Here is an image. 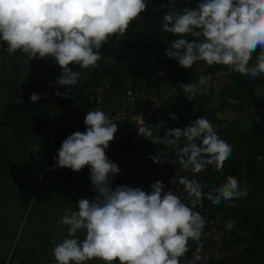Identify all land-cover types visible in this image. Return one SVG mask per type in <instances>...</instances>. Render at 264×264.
I'll return each instance as SVG.
<instances>
[{"label":"clouds","instance_id":"clouds-1","mask_svg":"<svg viewBox=\"0 0 264 264\" xmlns=\"http://www.w3.org/2000/svg\"><path fill=\"white\" fill-rule=\"evenodd\" d=\"M163 7L169 11L163 16L162 29L178 37L166 47L165 57L175 59L184 69L204 61L208 66H227L253 80L264 76V0H198L195 7L182 11L169 0ZM146 9V0H0V41L6 43L10 55L19 50L31 59H50L59 65L61 72L54 84L70 87L54 94L68 98L81 78V72L70 65L97 68L109 38L123 36ZM211 81L209 73L201 74L196 83H185V97L191 102L202 88L215 87ZM171 91L175 93L176 88ZM215 91L219 93V87ZM42 98L46 97L30 95L32 102ZM111 117L100 109L88 111L85 131L68 135L53 158V170L67 167L79 172L89 166L95 194L79 198L77 210L67 209L57 221L67 226V236L54 243L55 264H88L97 259L104 264H207L209 257L201 253L203 240L210 235L206 224L213 221L195 211L196 207H202L205 198L215 205L245 198L248 189L228 176L223 184L204 192L196 179L180 176L179 184L188 197L185 203L172 188L165 191L161 180L151 183L150 191L127 184L113 188L121 168L106 155L118 131ZM169 118L179 119L175 112ZM137 131L155 145L174 148L181 168L193 174L209 165L222 170L234 150L203 116L183 128H167L163 137L154 135L146 124ZM149 159L157 164L177 162L158 153ZM256 160L264 161V156L257 155ZM225 227L231 231L234 221H227ZM80 230L85 233L83 240L77 237ZM189 241L197 245L191 259L186 258Z\"/></svg>","mask_w":264,"mask_h":264},{"label":"trees","instance_id":"trees-1","mask_svg":"<svg viewBox=\"0 0 264 264\" xmlns=\"http://www.w3.org/2000/svg\"><path fill=\"white\" fill-rule=\"evenodd\" d=\"M168 2L169 0H146L148 9L142 13V16L132 22L123 36L110 37L108 42L102 47L101 59L98 61L97 68L80 69L79 65H70L73 71L78 70L81 72V78L72 87V94L68 98L54 94L57 90L65 92L70 87L68 85L59 86L54 84L61 72L59 65L50 59H40L41 61L36 62V58L31 59L27 54L19 50L12 54L16 56L17 62L22 61L28 69L35 64L37 76L35 78L33 76L30 77V84L34 85L35 88L39 87L40 92L38 94L42 97V90L47 96H50L36 102H32L30 96H24L23 92H25L26 88H17L16 86L20 69H22L17 68L15 74L9 77V82L13 87L16 86L18 90L13 94L12 98L8 96L6 99L4 108L0 113V126L10 129L19 143H25L30 140L37 141L36 138H42L43 135L48 134V144L44 149V153H46V156L52 153L57 155V150L68 135L78 130L83 132L86 129L85 127H80V125H69L61 129L57 124L58 122H55L59 116L65 118L74 116L75 122L78 123L85 118L88 111L100 109L110 113L111 111L118 112L123 110L126 116L123 118L122 125L120 123L117 125L118 130L122 126H130V129L128 128L123 134H117V140L114 144L121 149L112 151L111 158H118L119 156L120 163L126 168L129 167L132 173L135 176L137 175V178L133 175H118L116 183L117 185L139 186L138 184L146 180V177L142 175L141 170L139 172L136 171V163L133 161L135 158L137 161H141L143 155L138 152L137 148L133 147L129 140L131 128L134 126L133 121H131L132 115L140 114L143 117L144 124L152 127L154 135H159L160 137L164 136L166 129L169 127L183 128L192 120L203 116L213 123V127L219 136L231 143L234 149L231 156L225 161L222 170H215L214 165H209L206 170L209 172L217 171L216 173H220L225 181L228 176L236 177L240 182V187L248 189V194L245 197L246 203L259 202L264 204V161L257 162L256 160L257 155L264 156V116L260 120H254L256 116L247 109L251 106H258L259 110L262 109L264 111V76L253 80L247 76H241L227 66H208L204 61L197 62L191 69H184L179 66L178 61L175 59L165 57L164 51L166 47H170L172 42L178 38L162 29L163 16L169 11L163 5ZM172 2L176 4L177 10L182 11L184 7H195L198 0H172ZM186 38L192 39L190 36ZM5 49L1 48V52L5 55L9 54ZM257 54L258 52L253 53L252 60L249 62L250 65L255 63ZM25 58L28 61L24 62ZM219 72H222L225 83L220 88L219 93H217L214 81ZM209 73L212 74L211 84L215 87L209 88L207 91L202 88L190 102L185 97L183 85L185 83H196L201 74L206 76ZM145 74L154 77L157 82L152 95L159 97V103L144 97L142 93L141 80ZM163 76H171L175 81L176 92L172 93L169 89L170 93L167 100H163L164 95L157 91L158 83L161 82ZM128 79L130 83L128 89L137 93L136 99L131 98V91H127L130 97L125 94L119 95L122 81ZM1 81L0 79V83L3 84V81ZM50 82L52 83L50 84ZM103 82L106 84L103 85ZM47 85H49L50 90ZM4 86L6 87V85ZM36 91L33 90V92L37 93ZM213 97H215V103L211 100ZM231 100L235 103H232ZM46 102L49 105H46ZM215 104L216 106L214 107ZM196 106H198V109L193 114ZM69 108L72 110L71 113L67 110ZM218 111H228L229 114L235 113L237 117L231 120H221L215 116ZM170 112H175L179 119L177 121L171 120L169 118ZM125 122H127L126 125L124 124ZM53 132L54 138L51 146L50 142ZM181 141H184L183 138ZM146 143L150 149L149 152L154 154L160 151V154L169 155V158L172 152L174 156L170 159L179 162L174 148L163 144L155 145L150 140H147ZM197 143H199V140ZM50 146L53 147L52 152ZM21 153L11 154L4 146L0 145V180L9 175L7 180L13 178L16 181V177L13 174L20 173L19 169H15V165ZM177 162L175 165L165 162V165L169 169L174 170ZM54 163L53 161L47 162L44 167L43 162V174L40 184H45L44 180H49V177L56 178L58 181L49 190L56 192L60 185L59 181L62 182L65 175L58 168L52 169ZM66 169L68 168L66 167ZM129 179L131 181L134 180V182H128ZM46 186L49 188L48 184ZM65 187L66 192L70 196L73 193H79L77 190L73 192L72 189H77V184L71 181H66ZM80 192L81 198H92L95 195L94 192L90 193L84 190H80ZM75 209L77 210V208ZM251 210V208H245L244 211L243 205L240 203L229 206L226 218L227 221H234L232 231L240 228L258 230V233L263 235L264 215L253 214L254 212ZM262 212L264 213V210ZM206 229L207 227H205V231L210 233L208 236L210 238L211 231ZM77 234L84 238L85 233L83 230L78 231ZM261 240L260 244L262 246L258 249L261 256L255 263L264 264V236ZM16 250L19 252L18 249ZM16 250L12 251L9 261L16 253ZM194 250L195 247L191 248L186 253V257L193 253ZM20 261L23 264L25 261L24 257H21ZM35 263H37V260H35ZM116 264H118V261Z\"/></svg>","mask_w":264,"mask_h":264},{"label":"rangeland","instance_id":"rangeland-1","mask_svg":"<svg viewBox=\"0 0 264 264\" xmlns=\"http://www.w3.org/2000/svg\"><path fill=\"white\" fill-rule=\"evenodd\" d=\"M6 47V43L0 41V79L3 81V84L0 83V113L4 108L8 96L12 98L13 94L18 90L16 86L17 88H26L25 92H23L24 96H30L33 90H37V93L40 92L39 87L37 86L35 88L29 81L31 76L34 78L37 76L35 64L31 66L32 69H28L22 61H16L15 55L3 54L1 48ZM25 61H28V59L25 58L24 62ZM39 61L41 60L36 58V62ZM17 68L22 69H20L21 71L18 75L19 79H17L16 86L13 87L9 82V77L15 74ZM156 83L154 77L145 74L141 80V89L143 90L142 93L144 97L159 103V97L152 95L153 91H155ZM214 83L219 89L224 85L225 79L222 72L217 73ZM36 84L38 83L36 82ZM102 84L104 85L106 83L103 82ZM158 84L157 91H159L161 95H164L163 100H167L170 90H172L175 85L174 78L171 76H163L161 82ZM4 85H6V87ZM129 85V79L122 81V88L119 91V95L125 94L128 96L127 91H131V96L134 97L133 99H136L138 95L136 92L128 89ZM42 93L43 97L44 94L46 98L50 96H47L43 90ZM214 99L215 97L211 100L214 102ZM43 101L45 100L43 99ZM231 102L235 103L232 100ZM45 104L47 105L48 103L46 102ZM215 106L216 104L214 107ZM197 107L198 106L194 108L193 114L196 113ZM247 109L256 116L254 120H260L264 116V111L262 109L259 110L258 106H251ZM67 110H69V113L72 112L70 108ZM112 112H115V114ZM109 114L117 125L119 123L122 125L123 118L126 116L123 110H119L118 112L111 111ZM215 116L221 120H231L237 117L235 113L229 114L228 111H218ZM131 121H133L134 126L131 128L129 140L133 147L137 148L138 152H141L143 155L141 161H137L136 158L133 161L136 163V171L139 172L141 170L143 173L142 175L146 177V180L138 184L139 186L134 185L133 187H141L142 189L150 191L149 185L156 180H161L166 185L165 191L172 188L177 195L181 196L185 203H188V197L184 191L183 185L179 184L180 176L196 179L204 186V192H208L212 188L218 187L225 182L222 175L216 173L217 171L209 172L205 170L199 174H193L190 170L181 168L179 162H177V166L174 170L166 167V163H154L153 160L149 159V156H154L156 153L160 154V151L154 154L149 152L150 149L146 143L147 139L139 136L137 131V127L144 124L143 117L140 114H133ZM55 122H58L57 124L61 129L69 125H80V127L86 128L84 118L77 123L74 120V116L71 118L59 116ZM149 122L151 123V121ZM124 124L126 125L127 122ZM128 128L130 129V126H122V128L115 133V139L110 142L109 148L106 150V155L121 168V173L119 175H133L137 178V175L135 176L129 167L126 168L120 163L119 156L118 158H111L112 151L121 149L114 144L117 140V134H123ZM36 139L37 141L30 140L25 143H19L10 129L0 126V145L4 146L11 154L22 152L15 165V169H19L20 173L13 174L16 177V181L13 178L7 180L9 175H6L0 180V264H22L20 261L21 257L25 259L23 264H55L52 253L54 243L61 242L67 236V226L58 225L57 221L61 219L67 209L76 210V201L81 198L80 190L90 193L93 192L89 166H85L79 172H75L69 168L66 169V167H58L65 176L62 182L59 181L60 185L56 192L54 190L49 191L58 181L56 178L49 177V180H44L45 184H40L43 174V162L44 167L47 162H55L53 158L56 155L52 153L46 156V153H44V149L48 144V134L43 135L42 138ZM183 142L184 141H181V144ZM28 155L30 156L28 157ZM173 156L174 154L171 152L170 158ZM175 170L177 171L175 172ZM66 181L77 184V189L73 188L72 190L73 192L77 190L79 193H73V199L72 196L66 192ZM128 182L133 183L134 180L131 181V179H129ZM47 184L49 188H47ZM116 186L117 183L115 179L113 181V188ZM237 203L243 205L244 211L245 208H251V211L254 212L253 214L258 213L264 215L262 212V210H264L263 203H246L245 198L232 200L227 203L222 201L219 205H215L205 198L203 206H197L195 209V211H199L204 215L206 219L213 221L212 223L206 224V230L211 231V236L203 240L204 247L201 253V255H207L209 257L207 264H260L255 263V261L259 260L261 256L258 249L262 246L260 243L264 233L262 235L258 233V230L241 228L235 231H229L225 227L229 206ZM77 237L79 238L80 235L77 234ZM79 239L83 240L84 238L80 237ZM196 246L194 241H189V249L194 247L196 249ZM16 249H18L20 253L17 252ZM13 250H16V253L9 261ZM192 255L193 253L186 258L191 259ZM35 260H37V263H35ZM88 264H104V262L97 259L89 261ZM201 264H203V262H201Z\"/></svg>","mask_w":264,"mask_h":264},{"label":"built area","instance_id":"built-area-1","mask_svg":"<svg viewBox=\"0 0 264 264\" xmlns=\"http://www.w3.org/2000/svg\"><path fill=\"white\" fill-rule=\"evenodd\" d=\"M39 59H40V58H39ZM47 88H49V90H50L49 85H47ZM53 135H54V132H53V134H52V136H51V142H50V145H51V146H52V143H53V142H52V139L54 138ZM51 146H50V148H51V152H52V151H53V147H51Z\"/></svg>","mask_w":264,"mask_h":264},{"label":"water","instance_id":"water-1","mask_svg":"<svg viewBox=\"0 0 264 264\" xmlns=\"http://www.w3.org/2000/svg\"><path fill=\"white\" fill-rule=\"evenodd\" d=\"M113 114H115V112H112Z\"/></svg>","mask_w":264,"mask_h":264}]
</instances>
